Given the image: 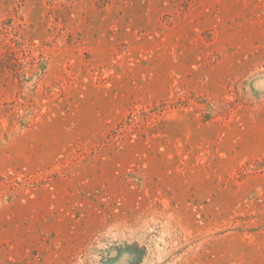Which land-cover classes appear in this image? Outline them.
Wrapping results in <instances>:
<instances>
[{
    "label": "rangeland",
    "instance_id": "374dc122",
    "mask_svg": "<svg viewBox=\"0 0 264 264\" xmlns=\"http://www.w3.org/2000/svg\"><path fill=\"white\" fill-rule=\"evenodd\" d=\"M0 264H264V0H0Z\"/></svg>",
    "mask_w": 264,
    "mask_h": 264
}]
</instances>
